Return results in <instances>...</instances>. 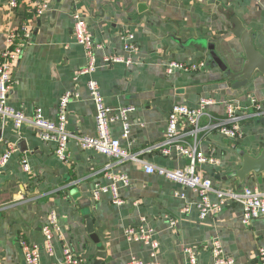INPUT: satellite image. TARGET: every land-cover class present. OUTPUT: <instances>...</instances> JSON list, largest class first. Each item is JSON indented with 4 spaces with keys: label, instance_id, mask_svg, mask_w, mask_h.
Returning <instances> with one entry per match:
<instances>
[{
    "label": "crops",
    "instance_id": "1",
    "mask_svg": "<svg viewBox=\"0 0 264 264\" xmlns=\"http://www.w3.org/2000/svg\"><path fill=\"white\" fill-rule=\"evenodd\" d=\"M41 2L46 8L38 15L35 5ZM141 5L140 0H18L10 10L8 0H0V52L7 34L21 26L27 27L30 36L15 64L7 106L22 111L28 120L38 108L46 120L54 122L61 96L75 92L78 99L67 107L66 129L74 135H96L95 108L86 87L89 77L75 78L86 64L82 47L72 38L73 16L78 15L100 46L95 51L99 68L90 78L97 82L104 104L115 109L134 108L129 115L130 144L122 139L119 124L110 127L112 138L126 151L138 153L161 142L167 115L174 106L194 108L199 100L210 99L213 104L207 107L208 113L223 118L225 104L232 103L244 118L240 136L230 139L214 132L200 133L198 150L215 161L199 166L200 172L215 188L264 193V173L249 176L242 186L230 178L241 163L238 150L257 156L264 145V128L249 116L254 112L251 99L264 111V76L255 74L245 87L234 89L218 68L167 75L164 67L170 61H207V51L176 42L195 40L213 44L238 71L244 54L231 33L232 15L253 30L255 47L264 55V0H146L144 7ZM130 33L137 44L132 56L123 50V37ZM112 55L131 62L102 67V59ZM10 147L14 152L0 169V264H25L20 249L23 240L41 248V264L60 260L64 247L84 264L96 261V245L86 232L78 200H91L95 184L109 186L110 178L118 175L129 181V187L116 185L124 203L114 205L112 195L103 193L89 208L94 232L106 254L102 264H128L132 258L186 264L183 250L191 245L197 248V264H213L209 252L212 239L219 241L235 264H256L257 250L264 246V218L243 226L241 207L235 203L228 202L220 213L201 221L194 191L158 174H146L131 162L112 165L95 151L79 149L74 141L68 143V159L61 161L54 145L42 142L30 123L16 129L11 119L0 116V156ZM140 158L162 168L186 163L184 159L163 158L157 151L142 153ZM24 159L27 171L21 165ZM209 200L216 202L214 196ZM188 204L190 210L184 213ZM52 212L60 237H53L49 256L42 250L41 231L49 225ZM139 227L150 230L158 244L155 250L143 242L127 240L124 231Z\"/></svg>",
    "mask_w": 264,
    "mask_h": 264
},
{
    "label": "built area",
    "instance_id": "2",
    "mask_svg": "<svg viewBox=\"0 0 264 264\" xmlns=\"http://www.w3.org/2000/svg\"><path fill=\"white\" fill-rule=\"evenodd\" d=\"M18 0H8V8L15 9ZM35 12L40 15L46 8L45 2L35 5ZM73 32L72 38L74 42L82 47L86 64L79 69L75 78L80 76H88L86 87L89 92V98L95 108V130L94 137L80 136L70 134L66 129V114L68 105L78 99L75 92H65L59 99L57 105L56 121L46 120L40 109H36L32 119L28 120L22 111H13L7 106V101L13 90L14 84L12 74L15 64L19 61L25 46L28 43L29 32L26 26H21L20 30L7 34L4 49L0 52V116L12 120L14 128L18 129L26 123H30L36 133V136L47 144L54 145V153L61 161L68 159V143L74 141L76 146L81 150L95 151L111 161L112 165H118L126 162L139 165L143 168L146 174H158L166 180L182 186L183 188L194 191L197 195L196 208L198 217L204 221L208 216L220 213L228 202H232L241 207V222L243 226H248L251 222L264 218V193L252 191L248 188L241 190H222L215 188L210 178L205 177L200 172L199 166L205 164H215L214 158L210 154H203L198 150V138L200 133L208 134L210 132L223 135L230 139H237L239 127L243 121V116L238 108L232 103H227L224 106V117L215 118L211 116L207 107L213 104L210 99H201L194 108L186 105H176L168 113L164 137L161 142L136 153L126 151L118 139L111 136L110 127L115 124L121 126V137L127 140L130 144L129 130V115L133 112L132 107L110 108L103 102L99 91L98 84L91 79V75L99 68L96 62L95 51L100 47L90 35L84 18L78 15L73 16ZM123 50L130 56L137 51L133 34H127L123 37ZM129 59H123L116 55L104 57L102 59V67L108 68L116 64H129ZM167 75H172L174 72H201L208 68L205 59L195 62H176L170 61L165 64ZM251 106L254 107V112L249 116L264 115L259 104L254 99L250 100ZM157 151L159 156L163 158L184 159L186 163L178 168H162L156 167L142 160V153H152ZM14 149L10 147L5 153L0 156V169L6 165ZM106 167H110V165ZM24 171L28 170L26 160L21 161ZM109 186H101L95 184L91 193V202L98 201L99 196L103 193L112 195L113 204L121 205L124 200L120 199L117 194V184L124 187H129V181L126 176L118 175L111 177ZM210 196H214L215 203H211ZM179 198H183L179 195ZM190 204L184 210V213L189 212ZM50 223L42 228L44 243L42 250L49 256L52 255L51 241L53 237H60V227L57 222L55 213H51ZM127 240L133 242H143L149 245L152 249H156L158 244L152 239L150 230L139 228H127L124 231ZM25 264H41L40 253L41 248L26 241L20 242ZM209 252L211 253L213 264H235V261L227 257L217 239H212ZM186 258V264H197V248L189 246L183 250ZM256 264H264V246L258 248L255 257ZM48 264H84L83 260L74 255L68 247L62 249V258L50 262ZM128 264H163L160 262L143 261L137 258H132Z\"/></svg>",
    "mask_w": 264,
    "mask_h": 264
},
{
    "label": "water",
    "instance_id": "3",
    "mask_svg": "<svg viewBox=\"0 0 264 264\" xmlns=\"http://www.w3.org/2000/svg\"><path fill=\"white\" fill-rule=\"evenodd\" d=\"M140 2L143 4L141 7H144L146 0H140ZM229 23L231 33L239 40L244 54L243 63L238 71L231 68L228 62L216 52L215 46L211 43L195 40H188L185 42L176 40V42L180 45L192 46L202 53L207 51V66L218 68L223 74L224 79L232 83L234 89H240L245 87L255 74L264 76V55L255 47V36L252 29L245 27L235 15L229 18ZM251 118L258 126L264 128V115L253 116ZM237 153L241 163L239 167L232 172L230 178L236 179L238 185L242 186L249 176L257 177L264 173V145L257 156H251L240 150H238ZM78 204L82 209L86 232L90 240L96 245L97 252L95 257L97 260L92 264H102L106 259V254L104 253L100 239L94 232L93 218L89 211L92 202L89 198H80Z\"/></svg>",
    "mask_w": 264,
    "mask_h": 264
}]
</instances>
